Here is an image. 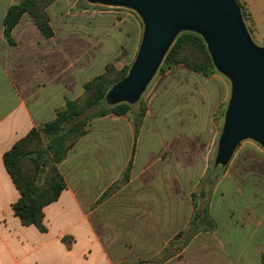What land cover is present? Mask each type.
I'll list each match as a JSON object with an SVG mask.
<instances>
[{
    "label": "crops",
    "instance_id": "1",
    "mask_svg": "<svg viewBox=\"0 0 264 264\" xmlns=\"http://www.w3.org/2000/svg\"><path fill=\"white\" fill-rule=\"evenodd\" d=\"M18 1L0 0V264H129L138 256L156 254L187 226L191 194L200 179L201 163L183 161L182 123L196 128L198 122L206 123L214 110L213 93L220 86L211 85L212 99L204 102L202 111L194 98L199 96L197 84L185 86L183 105L191 106V119L145 115L136 138L124 115L95 119L97 133L82 135L58 164L66 186L43 207L44 229L22 224L12 210L19 193L4 167L3 154L31 128L51 121L66 100L79 95L89 69H79L72 83L65 67L56 71L47 62L39 69L42 77L14 80L11 71L21 43L19 33L28 38L26 29L33 26L23 15L11 31L15 45L5 40L2 18ZM242 1L254 16L255 0ZM53 37L41 36L44 41ZM162 106L154 103V114ZM129 162L127 180L112 194L119 220L112 231L116 236L110 239L93 221L89 204L121 178ZM242 185L233 177L215 180L207 202L213 226L191 234L181 252L161 264H264V211L252 210Z\"/></svg>",
    "mask_w": 264,
    "mask_h": 264
},
{
    "label": "rangeland",
    "instance_id": "2",
    "mask_svg": "<svg viewBox=\"0 0 264 264\" xmlns=\"http://www.w3.org/2000/svg\"><path fill=\"white\" fill-rule=\"evenodd\" d=\"M235 1L240 7L243 23L253 42L264 47V0L253 2L254 16L251 15L242 0ZM45 12L53 28L54 37L47 41L42 40V35L33 22L32 28H27L25 32L28 38H24L23 33H19L18 39L21 43L17 49L18 54L14 58L11 71L14 80L18 76L32 80H36L37 76L42 77L39 69L47 62L53 65L56 71L65 67L67 73L70 74L72 83L75 78L79 77V69H89L87 77L81 82L79 95L71 99L74 100L83 95V84L92 77L103 73L106 69L108 72L123 73L126 67L130 68L143 33V22L134 10L93 4L87 0H54L45 7ZM25 16L30 19L27 14ZM183 32L188 31H179V34ZM205 81H207V87ZM189 84H197L199 96L196 95L194 98L199 100L200 106L198 105L197 110L201 107V111L203 104L210 98L212 99L211 85L220 86L218 89L215 88L213 93L214 110L210 112L212 116H209L208 121L206 123L198 122L196 126L199 127L197 128L190 127V122H183L181 128L184 132L181 144L186 151L183 161L185 163L191 161L201 163L199 183L192 192L194 197L191 196L196 207L192 209L187 226L182 232L174 234L163 249L156 254L138 256L134 262L129 264H161L166 257L181 252V248L192 233L208 228L204 219V210H207V202L215 180L221 177H233L241 180L242 188L247 192L244 196L245 201L253 211H264V146L252 138H246L238 143L225 165H215L218 141L231 89L230 80L216 69L209 77H205L189 70L182 64L165 71L158 68L138 100L133 104L127 103L129 110L124 116L128 118L136 131L134 137L136 138L145 115L146 117L184 115L190 120L191 115H194L189 111L191 106L188 109L185 106L186 102L183 105L182 99L185 90L183 88ZM220 88L221 91H219ZM154 103L155 106L157 103L163 104L160 113L154 114L151 108ZM111 106L113 105L107 104L103 99L78 117L87 118L84 134L89 131H92L93 134L97 133L95 124L92 125V123L95 119L103 116L94 114L101 110L109 111ZM148 110L149 112H147ZM108 115L113 114L107 113L104 116ZM193 135L198 137L191 139L187 137ZM79 138L68 151L74 147ZM48 140V138H42V146H45ZM151 141L153 145L154 143L156 145V138L152 137ZM123 183L121 176L118 181L109 185L89 204V210L93 213V221L106 230L105 236L110 239L116 236L112 231L119 220L115 212L116 204L112 202V194ZM200 189L203 190V194L200 193ZM198 213L200 215L197 217Z\"/></svg>",
    "mask_w": 264,
    "mask_h": 264
},
{
    "label": "water",
    "instance_id": "3",
    "mask_svg": "<svg viewBox=\"0 0 264 264\" xmlns=\"http://www.w3.org/2000/svg\"><path fill=\"white\" fill-rule=\"evenodd\" d=\"M87 1L132 9L143 22L135 58L107 91V104L135 103L179 31L193 32L202 37L214 68L231 84L215 165H225L246 138L264 146V47L253 42L235 0Z\"/></svg>",
    "mask_w": 264,
    "mask_h": 264
},
{
    "label": "trees",
    "instance_id": "4",
    "mask_svg": "<svg viewBox=\"0 0 264 264\" xmlns=\"http://www.w3.org/2000/svg\"><path fill=\"white\" fill-rule=\"evenodd\" d=\"M53 1L19 0L9 5L2 18L5 40L10 45H15L11 31L25 14L30 17L43 37H51L54 31L45 7ZM205 44L202 37L196 33L179 34L166 53L159 70L165 71L182 64L193 72L209 77L215 72V68ZM128 68L129 66L123 73L108 72L106 69L86 81L80 98L66 100L64 106L56 110L51 121L31 128L4 152L2 157L4 167L19 193V197L12 204V210L22 224H33L40 230L44 229L43 207L56 200L66 186L58 164L65 158L68 149L85 133L84 125L87 118L78 117L100 103L110 87L126 75ZM128 110L127 103H119L111 106L109 111L101 110L94 115L104 116L107 113L124 115ZM42 138L49 139L45 146H42ZM130 165L131 162L123 172V181L128 178ZM200 191L203 194V190ZM191 196L194 197V194L192 193ZM195 207L196 204L193 202V209ZM204 214L205 223L208 227H212L213 222L206 209ZM199 215L198 213L197 217Z\"/></svg>",
    "mask_w": 264,
    "mask_h": 264
}]
</instances>
